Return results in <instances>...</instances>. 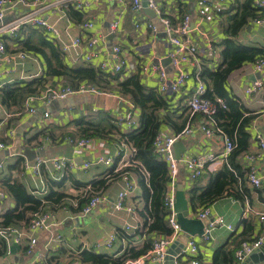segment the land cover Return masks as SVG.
<instances>
[{"label": "crops", "instance_id": "0c3cea01", "mask_svg": "<svg viewBox=\"0 0 264 264\" xmlns=\"http://www.w3.org/2000/svg\"><path fill=\"white\" fill-rule=\"evenodd\" d=\"M132 1L133 0H78L84 11V20L90 18L94 22L93 28L88 31L85 30L83 33L78 27V24L72 20H70V26L67 29L66 25L68 20L58 17L59 12L55 6L50 5L44 8L41 15L50 23H54L62 36L63 33H65V35L66 33H69L70 35H82L84 37L89 34L99 36L100 40L96 47V56L88 63L92 66L97 67L101 62L108 60L110 57L111 46L116 43L120 44L127 62L123 74L129 75L130 73L139 71L141 81L144 85L157 87V77L156 73L151 69L152 65L161 64L167 71L168 75H173V67L165 60L166 58H163L170 51L172 45L162 31V26L158 20L148 16L143 9L140 11L132 10ZM179 6L185 8L186 12L191 15L193 21L196 22L200 20L197 16L199 0H195L193 4L188 3V0H160L162 11L175 18H177ZM29 9L30 8L27 6L19 5L10 11L7 16L10 19L28 11ZM218 10L219 9H216L215 7L211 8L208 14L200 21V30L205 36L201 34L200 30H195L190 33L191 40L199 50L197 53L199 60L185 66L190 77L186 82V86L183 88L184 92L188 91L193 86V68L200 63V60L203 64H208L211 69H215L219 62H221L219 43L223 38V32L220 26L221 17L217 15ZM113 21H117L118 28L114 34H109L108 30H110V24ZM150 21L158 26V33L154 34L150 30H147L146 23ZM238 39L246 44L264 45V26L252 23V25L245 28L239 34ZM209 43L217 49V56L211 61H208L206 57V49ZM6 44L9 48L19 49V44L9 39L6 40ZM36 58V60H28L24 65L23 72L26 76L33 75L37 72L44 74L45 62L41 57L36 56ZM64 61L70 66L85 63L82 59L80 60L77 58L72 60L64 58ZM19 74V71L13 72L4 76L3 79L4 81L11 82L13 79L19 77ZM255 75L257 78H255ZM255 80H260L262 82V89L256 93H247L245 90L246 86L250 85ZM60 81L61 80L57 78L53 80L54 83ZM114 83L115 82L112 84ZM229 88L232 95H234L242 105L243 116H252L245 128L247 134H249V143L246 150L234 159V162L238 163L240 172L242 173V184H240L239 180V182L235 184V188L229 189L228 192H225L209 206L210 215H223L225 220L232 224L233 231L227 230L223 227L216 228L212 232V239L209 241H202L200 236L194 235L198 240V258L202 264H213V253L215 249L224 243L227 242L229 247L233 248L236 241L241 239L240 234L245 227L244 224L249 223L252 225V230L247 231L243 239H252L255 236H259L264 231V219H258V215L263 214L264 216V154L259 151L258 143L255 139L257 134L264 136V69L261 72H253L250 64L243 65L232 73L229 79ZM115 98L117 99V97ZM117 102L118 104H116L115 107L110 108L106 106L104 108L106 111H110L112 116L122 114L126 109L125 105H119L120 101L118 99ZM40 106L43 105L39 104L33 114L25 113L22 110L15 112L19 113V115L14 116L10 122V127H13L16 131V136L13 138L5 137L3 131L0 132V139H5V142H2L9 143L10 141H13L14 152H18L19 150L23 152V149L26 147L23 140L24 136L27 137L31 134L27 133V135H24V133L30 131L32 127H40L38 126L40 120L38 118L41 116L34 119L30 124L28 123L29 119L34 117ZM92 107L96 106L94 104H79L74 107V110H60L57 115L50 113L53 122L58 125L56 128H59L62 125L65 130L71 131L73 128L68 126V122L73 118V114L76 112L82 114V109L90 110ZM5 109L7 108L5 107ZM47 110L48 109H45V111ZM197 118H199V115L195 116V119ZM24 123H27L25 128L23 127ZM135 126L136 124L133 127ZM19 127H21L20 130L18 129ZM162 130L167 134L173 132L167 126ZM93 139L94 141L92 145H87L85 149L79 151L66 141L62 144H49L45 150L47 156L65 155L72 158L76 166L81 165L82 161L92 159L94 156L99 155V153L112 156L115 155V163L110 167L94 165L84 171L76 168L65 170V173H71L82 182H88L91 179L101 177L104 173H107L108 168L114 167V171V169H117L121 164L128 163L129 157L131 158V148L127 144L121 141L105 140L102 138ZM178 141H182L185 149L180 158L195 157L205 153L219 155L223 147V140L219 135L207 137L197 128H194L193 132ZM6 150V148L0 150L1 162L4 160V162H6V160L11 157L7 155ZM249 154H259V156L253 160H249ZM250 165L255 167L261 178L262 186L260 188L255 189L251 187L245 179L246 169ZM222 166H224V163L219 161L216 170H205L200 177L195 180H190L185 168L182 165H179L175 187L177 190V186L181 185L188 207L189 202L187 191L193 185L194 181H199V183L203 185L206 184L211 175L222 168ZM123 167L119 168L118 171ZM129 167L133 166L131 165ZM128 171H130V174L133 177L135 188L133 193L127 198L126 205L127 207L140 209L143 202L139 195L140 188L137 186L138 177L132 170ZM28 178H30L29 175L24 181H28ZM32 182L34 183L32 188H35V190L33 189L34 193L39 194L37 191V189H39V184H35L34 181ZM122 186L123 182L121 177L119 178L118 176L112 178L104 193L107 200L100 202L86 215L72 217L63 209L55 211L60 220L59 226L53 228L51 232L41 231L34 234V236H36V244L30 252L26 249L27 245L25 244L27 241L25 239L22 240L20 244L12 243L8 245L7 250L4 251L3 254H0V264H70L83 249H91L95 252L107 253L111 255V257L116 258L123 254L127 244L131 246L135 245L137 248L141 247L145 241V234L141 230L140 223H142V218L138 215L136 210L134 209L132 212L128 210H113L112 203ZM12 204L13 203L10 199L0 203V212H3L7 207L12 206ZM190 213H192L191 210ZM189 215L188 217H190ZM202 221L205 224L207 222V220ZM126 226H128V228H126ZM121 230L131 237L129 241L121 236ZM136 231L138 233L140 232L139 235L135 234ZM110 233L115 234V240L113 245L107 248L103 243L105 237ZM50 234L59 235L60 237V240L55 242L57 243L55 244V248H52L47 243ZM181 235L185 234L181 232L176 241H178V244L183 245V241L186 237L181 238ZM181 248L182 247H180V249ZM253 253L255 256V262L252 264H264V239L262 245ZM78 262L79 264H87L80 262L79 260Z\"/></svg>", "mask_w": 264, "mask_h": 264}, {"label": "trees", "instance_id": "16d2710c", "mask_svg": "<svg viewBox=\"0 0 264 264\" xmlns=\"http://www.w3.org/2000/svg\"><path fill=\"white\" fill-rule=\"evenodd\" d=\"M66 13L68 18L78 25L84 20V11L75 9L72 5L66 8ZM185 13V8L179 6L177 18L169 17L174 22ZM217 15L221 17L220 26L223 32L219 43L221 62L215 69H211L208 64H202L200 76L207 88L205 96L213 102H216V98L223 101L225 108L218 106L216 120L218 126L236 146L229 155L228 165L222 166L211 175L204 185L194 181L187 191L192 212L209 207L229 189L235 188L239 180L242 184V173L234 159L248 146L249 134L245 128L252 116H243L242 105L230 92L229 79L232 73L243 65H251L256 60L264 59V45L246 44L238 39L239 34L252 25L254 20L264 18V7L257 6L255 0H230L226 8L217 11ZM10 40L19 44V49L41 57L45 62V72L41 76L6 83L0 87V102L13 113L22 110L23 101L27 96L35 94L50 83L54 84L53 80L57 78L63 84L74 88L88 83L97 86L101 91L127 97L139 109V115L136 126L123 131L112 122L110 111L98 108L93 112L90 109L85 114H73V118L68 122V126L73 129L66 130V135L56 134L54 127L50 126L48 129L38 128L32 136H24L25 148L30 150L38 146L40 137H48L50 144H62L65 138L70 137L121 141L132 149L130 159L135 163L133 167L125 166L115 172L114 167L108 168L107 173L88 182H82L71 173H65V170L56 171L54 178L44 173L46 191L39 195L34 193V183L30 178L29 183L24 181L28 176L24 175L22 169L25 156L14 155L15 160L0 169V188L6 191L8 199L13 203L0 212V227L25 228L35 213L44 211L56 213L55 211L63 209L68 215L76 217L92 196L105 193L112 178H120L124 172L130 173L128 170H132L138 177L137 186L140 188L139 195L143 202L140 209L134 208L142 218L141 230L145 234L142 246L137 248L127 244L123 254L116 258L107 253L83 249L76 259L87 264H124L127 260L144 254L151 248L155 236H164L171 232L167 221L168 211L164 206L169 181L168 166L152 151V142L155 135L166 126L173 132H178L184 127L188 117L183 103L184 96L177 98L174 94L161 93L157 87L144 85L139 71L124 75L123 71L112 74L87 63L70 66L65 63L57 44L47 39L38 29L29 26L23 27L19 34ZM113 82L115 83L112 84ZM12 119L13 117L8 120L7 126H10ZM0 140L5 142L4 138ZM69 189L71 191H68ZM246 224L240 234L241 239L236 241L233 248L226 242L215 249L213 264H233L234 252L239 243L251 240L243 239L246 232L252 230V225ZM139 233L135 232L136 235ZM121 236L128 239L127 241L131 239L123 230ZM6 250L7 243L0 237V254Z\"/></svg>", "mask_w": 264, "mask_h": 264}, {"label": "built area", "instance_id": "2783aa9c", "mask_svg": "<svg viewBox=\"0 0 264 264\" xmlns=\"http://www.w3.org/2000/svg\"><path fill=\"white\" fill-rule=\"evenodd\" d=\"M230 0H199V6L197 10V16L200 20L193 21L189 13H185L182 18L177 22H173L167 13H164L160 7V0H147V7L155 12V17L162 26V31L166 35L168 41L171 43L172 48L163 58L168 59V62L174 69L173 75H168L165 68L161 65H152V70L156 73L157 77V89L161 93L174 94L176 97L184 96L183 103L187 109V121L184 127L178 132L164 133L163 130L158 132L152 142V151L166 161L168 166L169 181L167 190L164 197V206L168 211L167 221L171 228L170 234L164 236H155L151 248L144 254L138 256L135 259L127 260L124 264H164L167 256V249L174 243L181 234L180 225L177 222V215L174 209L175 194H176V180L178 176L179 165H182L190 180H195L202 175L205 170H216L219 161L224 165H228V157L232 150L235 148L233 140L224 133L222 128L218 126L216 120V113L218 106L225 108L223 101L220 98H216V102L208 99L206 94V85L200 76V70L203 62L194 66L193 79L194 84L188 91L184 92L183 88L186 86V82L190 77L186 65L197 62L198 49L194 42L191 40L190 33L192 31L200 30V21L204 16L208 14L211 8L224 9L228 6ZM255 4L259 7H264V0H255ZM19 5H24L30 9L24 13H21L12 18H8L7 14L15 9ZM55 6L58 10L59 18H65L68 20L67 29L70 26V19L66 13V8L72 5L75 9L82 10V5L78 0H0V87L6 84L8 81H4V76L19 71V77L13 79L11 82L19 80H29L35 77L41 76L43 73L37 72L33 75L26 76L23 72V67L30 59H37L32 53H28L18 48H9L6 44V40L14 38L19 34V31L26 26L38 29L44 34L47 39L57 44L62 52L64 58L82 59L83 62L89 63L96 56V47L99 43V36L89 34L87 36L82 35H70L69 33H63V36L54 23H50L44 18L41 13L44 8L48 6ZM132 10L140 11L142 9L141 0L132 1ZM7 18V19H6ZM6 19V20H5ZM253 24L264 26V18L254 20ZM94 26L92 19H86L78 27L83 33L85 30H90ZM147 30L156 34L159 32L158 26L152 21L146 23ZM118 28L117 21H113L110 24L109 34H114ZM201 34L204 33L200 30ZM107 33V34H108ZM205 36V35H204ZM217 56V49L208 44L206 49V57L208 61L215 59ZM162 61V60H161ZM160 61V62H161ZM159 62V61H158ZM126 56L122 51L120 44H114L110 49V57L108 60L101 62L97 67L103 71L116 74L121 71L125 72L126 68ZM253 72H261L264 69V59L256 60L251 64ZM262 82L260 80L253 81L250 85L246 86V92L249 94L259 92L262 89ZM101 93L97 86L82 83L78 87H71L69 85L60 82L49 84L43 89L38 90L35 94L27 96L22 105V111L28 114H33L39 104L47 105L53 99H66L71 95L81 93ZM119 101L125 105L126 109L122 114L112 116V122L119 126L123 131L132 128L136 124L137 117L139 115V109L127 98L121 95L113 94ZM74 110V108H70ZM93 112L97 111V107H92ZM88 110L82 109V113H87ZM19 115V113H13L11 110L5 109L0 102V132L3 131L4 136L13 138L16 136V131L13 127L7 126V122L11 117ZM199 115V118L195 119V116ZM53 119L49 111H44L39 120V128H48L52 125ZM200 129L207 137L212 135H219L223 140V147L219 155L213 153H205L195 157H185L176 159L174 157V144L181 138L188 136L193 129ZM255 139L258 143L259 151L264 154V136L257 134ZM93 138H78L75 140L69 139L66 142H70L76 150H82L87 145H92ZM50 144L48 137H40L39 144L34 150H45ZM122 145V144H121ZM14 143H4L0 141V150L6 148L8 156L23 155L22 151H13ZM120 149V148H119ZM131 153H133L132 149ZM259 156V154H249L248 159L253 160ZM25 158V157H24ZM115 163V155H105L99 153L92 159L82 161L81 165L76 166L74 160L65 155H51V156H36L32 160L24 159L22 163V169L24 175H29L35 184L39 182V189H37L40 195L46 191L44 173H47L51 177H55L56 171H64L66 169H80L86 170L94 165H104L110 167ZM135 162L128 160V163L121 164L115 171L123 166H131ZM3 162L0 160V169ZM245 179L248 184L253 188H260L262 186L261 178L258 175L254 166L250 165L246 169ZM123 186L119 189L115 200L112 203L113 210H128L134 211L133 207H127L126 200L133 193L135 188V182L132 175L129 172H124L121 176ZM88 188V187H87ZM8 199V194L2 188H0V203ZM107 200L106 195L96 194L91 197L89 202L81 209V216L90 213V211L96 207L100 202ZM191 218L200 220H207L203 233L200 235L202 241H209L212 239V232L219 227L226 228L233 231L232 224L228 223L224 216L221 214L210 215L209 207L198 209L196 212L189 213ZM77 215L76 217H78ZM259 220H263V214L258 215ZM60 220L56 213L52 211H44L35 213L28 223L24 227L5 226L0 227V237L8 245L20 244L22 240H26L27 251H31L36 244L37 232H51L53 228L59 226ZM128 228V226H126ZM183 241V246L180 252L174 256V264H202L198 258L199 246L198 240L194 235H186ZM59 235L50 234L48 245L55 248L59 239ZM264 231L255 239L243 240L239 243L234 252L233 264H244L245 260L256 251L263 243ZM115 240V234L110 233L105 237L103 245L107 248L111 247ZM70 264H79L77 259L71 261Z\"/></svg>", "mask_w": 264, "mask_h": 264}, {"label": "water", "instance_id": "95a60500", "mask_svg": "<svg viewBox=\"0 0 264 264\" xmlns=\"http://www.w3.org/2000/svg\"><path fill=\"white\" fill-rule=\"evenodd\" d=\"M194 1L195 0H188V3L193 4ZM141 2H142L143 11L148 16L154 18L155 12L152 9L147 7V0H142ZM165 60L168 61V59H165ZM255 78H257L256 75H255ZM80 104H83V103H80ZM76 105H79V104H76L74 102H70V104L67 108L68 109L74 108ZM119 105H122L121 101L119 102ZM60 110H64V109H60ZM44 111H45V109L42 111V113ZM47 111H49V110H47ZM42 113H41V115H42ZM40 118H38V119H40ZM18 129L20 130L21 127H19ZM184 150L185 149H184V145H183L182 141H177L174 144V151H173L174 157L176 159H179L181 154L184 152ZM23 155L25 156L26 159L32 160L36 156H46L47 153H46V150H43V149L42 150H30V149L24 148L23 149ZM174 209H175L176 215H177V222L180 225V228H181V231L183 232V234L200 236L203 233L205 223L200 219L188 217V215L190 213V209L188 207L187 200L185 198V194L182 190L181 185L177 186V190H176V194H175ZM185 235H181L180 237L185 238ZM182 246H183L182 244H178V241H175L174 243H172L169 246V248L167 249V256L165 258V264H174L173 263L174 256L180 252V247H182ZM253 262H255L254 253H252L246 259L245 264H252Z\"/></svg>", "mask_w": 264, "mask_h": 264}, {"label": "rangeland", "instance_id": "374dc122", "mask_svg": "<svg viewBox=\"0 0 264 264\" xmlns=\"http://www.w3.org/2000/svg\"><path fill=\"white\" fill-rule=\"evenodd\" d=\"M36 36H37V34H36ZM70 102H74L76 104H80V103L94 104L96 107L101 108V109H104L106 106L112 108V107H115L116 104H118L117 99L110 92H101V93H94V94L89 93V92H85V93H81V94H77V95H71L70 97H68L66 99H53V100H51L47 105L40 106L38 108L36 114L34 115V117L29 119L28 123L30 124L34 119H36L37 117H40L41 113L44 109H48L51 113H53L54 115H57L59 113L60 109L67 110L68 109L67 107L69 106ZM26 126H27V123H24L23 127L25 128ZM52 127H54L53 131H55L56 134H60V135L65 134L66 130L64 127H62V125L59 128H56V127H58V125L55 124L54 122H52V125L50 128H52ZM37 129L38 128H36V127H32L30 129V131H28V133H30L32 136ZM71 138L72 137L65 138L63 142L68 141ZM75 138H77V137H75ZM72 139H74V137ZM4 159H6V158H4ZM14 160H15V157H13V156L9 157L6 160V162H4L5 160L3 161L2 167L5 168L8 163L13 162ZM26 183H29V182L26 181ZM38 184H39V182H38ZM86 189H88V188H86ZM68 191H71V190L69 189Z\"/></svg>", "mask_w": 264, "mask_h": 264}]
</instances>
